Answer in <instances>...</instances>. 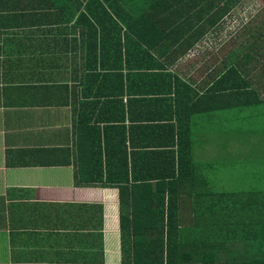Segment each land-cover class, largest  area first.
<instances>
[{"label": "trees", "instance_id": "16d2710c", "mask_svg": "<svg viewBox=\"0 0 264 264\" xmlns=\"http://www.w3.org/2000/svg\"><path fill=\"white\" fill-rule=\"evenodd\" d=\"M255 1L32 0V12L21 9L14 14L51 19L57 26L74 22L79 34L85 35L86 59L93 62L92 68H85L86 78L97 83V90L83 83L91 91L83 96L86 100L93 96L102 105L86 102L90 114L86 117L82 110L80 124L100 130L97 126L108 121L100 120V108L103 113L114 108L117 116L122 115L117 123H124L121 101L125 94L131 116L140 103L166 108L153 119L169 125L157 123L147 131L157 138H180L177 156L162 150L158 140L147 145L150 153L142 156L134 152L132 145L129 175L126 128L119 124L94 148L99 157L97 164L104 151L112 167L106 182L120 187L122 200L124 191L135 201L136 187L145 190L143 214L147 225L140 233L142 238L135 236L134 217L120 216L123 251L125 254V241L130 242L134 264L142 256L164 258L166 264H183L188 259L181 261V253L195 256V264H264V31L242 53L236 49V42H243L264 24L262 18L247 27L253 18L246 12L255 8ZM239 9H244V14L237 17L235 32L230 33V21ZM4 14L0 7V19ZM192 53L203 58L194 68L200 78L194 79V94L190 95L189 85L177 76L172 65ZM199 68L207 71L204 77ZM144 86H155L159 92L173 96L148 94ZM223 109L233 111L227 121ZM215 111L221 131L228 136V140L220 138L218 142L222 153L219 161L239 160L222 163L223 169L203 162L208 168L204 174L199 170L202 162L198 152L208 143H203L202 136L209 129L204 120L195 122V133L189 125L194 116ZM135 120L130 118L128 131L140 133L139 128H133ZM230 139L248 154L240 158L230 152V144L234 143ZM245 168H251L250 172H243ZM225 171L234 178L246 175L250 183L238 180L228 188L222 179ZM255 180L257 183H253ZM148 181L158 183L144 184ZM177 246L187 251H177Z\"/></svg>", "mask_w": 264, "mask_h": 264}, {"label": "crops", "instance_id": "0c3cea01", "mask_svg": "<svg viewBox=\"0 0 264 264\" xmlns=\"http://www.w3.org/2000/svg\"><path fill=\"white\" fill-rule=\"evenodd\" d=\"M0 7L5 10L0 19V264H134L130 242L125 241V254L123 251L120 216H133L135 236L142 238L140 233L147 225L145 190L136 187L135 201L124 191L122 200L120 187L106 182L112 167L104 151L97 164L94 148L119 124L126 128L129 175L132 145L142 156L150 153L147 145L158 140L162 150L177 156L180 138H157L147 131L157 123L169 125L153 119L166 108L140 103L131 116L125 94L121 101L124 123H117L122 115L117 116L114 108L108 113L100 108V120H108L97 126L100 130L80 124L81 111L86 117L90 114L86 102L102 105L93 96L88 100L83 96L91 94L83 83L97 90V83L86 78L85 68H92L93 62L86 59L85 35L79 34L74 22L57 26L51 19L14 16L21 9L32 12V0H4ZM199 69L204 77L207 71ZM175 73L189 85L188 93L194 94V80ZM143 90L157 97L168 96L155 86ZM144 96L143 100H148ZM223 110L227 121L233 111ZM129 117L137 119L133 128H139L140 133L128 131L132 126ZM202 120L209 129L202 136L203 143L208 141L202 150L213 146L212 153L217 152L216 143L228 136L221 131L216 111L194 116L189 129L195 133V122ZM215 137L217 141H213ZM178 257L188 259L183 264H195V256L181 253ZM166 262L143 256L135 260V264Z\"/></svg>", "mask_w": 264, "mask_h": 264}, {"label": "rangeland", "instance_id": "374dc122", "mask_svg": "<svg viewBox=\"0 0 264 264\" xmlns=\"http://www.w3.org/2000/svg\"><path fill=\"white\" fill-rule=\"evenodd\" d=\"M253 0H248V2H251ZM253 6H255V8H252L251 10H248L246 12V14H248V16H251L253 19L250 20V22L248 23V26H251L252 25V21H257V19H262L264 20V0H256L255 3H253ZM252 6V7H253ZM236 11H239L238 13H234V17H232V20L230 21L231 22V25H230V33H233L235 32V25H236V19H238L237 17H242L243 16V11L244 9H239V10H236ZM259 16H262L261 18H259ZM228 27V26H227ZM256 28V27H255ZM254 29V28H253ZM264 31V24L263 25H259L257 26V30L254 29L252 31V34L251 36L248 35L246 39L242 40L243 42H236L238 43V46H237V51L239 53H242L244 49L246 48H249V46L257 39V37H259L260 33ZM264 41V40H263ZM262 41V43H263ZM210 53H212V50L210 51ZM255 57V56H254ZM203 56L201 55H195L194 56V53L190 54L187 58L185 57V59L181 60L180 62H176L174 64V66L172 65V68L173 70L181 73V74H184V75H187L189 77V79H199L200 78V73H194V68H198V63L200 61H202ZM253 66H257V64L255 62L252 63ZM250 129V128H249ZM228 140V139H227ZM213 141H217V138L215 137L213 139ZM229 141H233L234 144L231 145L230 144V152H233L237 155L239 154H242L244 152H246V150H243L239 147L238 143L236 140L234 139H230ZM218 144H216L217 148H215V150H217V152H214L212 153V149H213V146H208V148L204 149V150H200L198 152V155H199V161L202 162L201 164V167H200V171L202 173L205 174L206 170L208 169L206 165L203 164V162H205L206 164L209 163V164H213V166L216 168V169H223V166H222V163H228V164H232V163H237V161L239 160L238 158H234V159H231V158H226V159H223V160H220L219 161V158L221 157L220 154V151L218 149ZM231 157L233 158L234 155L231 154ZM241 158V156H240ZM219 161V162H218ZM250 169L251 168H245L244 170H242L243 172H250ZM236 172L233 173V175L235 174ZM239 173V172H237ZM241 173V172H240ZM223 181H224V184L228 185V188L234 186L238 180H241L242 182L246 183V184H249V180L247 179V176L245 175L243 178L241 177H236L234 178L233 176H229L227 174V171H225L223 177H222ZM253 183H257L256 180L253 182ZM194 186H195V180L193 181L192 183ZM151 208V206H150ZM136 211V209H135Z\"/></svg>", "mask_w": 264, "mask_h": 264}]
</instances>
